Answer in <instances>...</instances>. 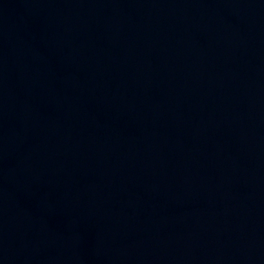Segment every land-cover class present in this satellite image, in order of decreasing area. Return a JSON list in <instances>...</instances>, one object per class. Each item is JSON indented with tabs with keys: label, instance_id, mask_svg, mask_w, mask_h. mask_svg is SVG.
<instances>
[{
	"label": "water",
	"instance_id": "obj_1",
	"mask_svg": "<svg viewBox=\"0 0 264 264\" xmlns=\"http://www.w3.org/2000/svg\"><path fill=\"white\" fill-rule=\"evenodd\" d=\"M0 264H264V0H0Z\"/></svg>",
	"mask_w": 264,
	"mask_h": 264
}]
</instances>
